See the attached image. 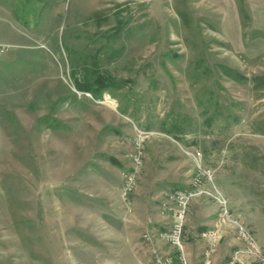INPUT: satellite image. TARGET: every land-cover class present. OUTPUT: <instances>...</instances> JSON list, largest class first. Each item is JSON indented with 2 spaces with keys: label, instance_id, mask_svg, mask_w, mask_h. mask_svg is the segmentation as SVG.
Masks as SVG:
<instances>
[{
  "label": "rangeland",
  "instance_id": "374dc122",
  "mask_svg": "<svg viewBox=\"0 0 264 264\" xmlns=\"http://www.w3.org/2000/svg\"><path fill=\"white\" fill-rule=\"evenodd\" d=\"M0 43V264L178 259L169 195L214 185L264 249V0H0ZM196 199L226 220L190 199L204 264L222 236L193 233Z\"/></svg>",
  "mask_w": 264,
  "mask_h": 264
},
{
  "label": "built area",
  "instance_id": "2783aa9c",
  "mask_svg": "<svg viewBox=\"0 0 264 264\" xmlns=\"http://www.w3.org/2000/svg\"><path fill=\"white\" fill-rule=\"evenodd\" d=\"M10 45L0 43V54L4 53ZM141 149V146H139ZM194 158L197 160V168H198V178L197 181L200 183L202 178H206L207 180L213 182V175L211 170L203 167L201 162L202 153L200 151L193 153ZM135 162L137 164L142 163V151L135 156ZM134 175L128 176L125 182V191L128 193L133 185H134ZM201 193H208L210 196L214 197L215 200L219 203L223 220L225 219L228 222L233 223L238 230L240 231V235L246 241V249L244 250L246 254L254 255L258 259H260L261 263L264 264V249L260 246L255 236L251 233V231L245 227L237 218H235L231 212L229 207V201L227 198L223 196V194L218 190V187L214 185L213 191L206 192L205 190H201L199 187L193 188L191 191H187L184 189H175L170 193V199H172L176 204L175 216L172 226L168 233H166V239L171 244L173 248L178 250V259H175L171 256L161 255L155 253L157 264H188L185 257L184 245H183V231H184V222L187 215V209L189 201L192 197L199 195ZM147 239H149V235H147ZM178 260V261H177ZM230 264H235V261Z\"/></svg>",
  "mask_w": 264,
  "mask_h": 264
},
{
  "label": "crops",
  "instance_id": "0c3cea01",
  "mask_svg": "<svg viewBox=\"0 0 264 264\" xmlns=\"http://www.w3.org/2000/svg\"><path fill=\"white\" fill-rule=\"evenodd\" d=\"M198 201L199 200L196 199V202L192 203L191 205L192 207L194 206L195 208H197L194 214L196 216V218L193 219L194 223L193 221H191V216L189 218V223H193L192 224L193 233L195 235L197 234L200 235L205 230L207 231L211 229H218L219 233L222 236L221 241H219L221 245L218 244L216 249L213 250L212 253L208 255L206 254V256L204 257V260L206 258V261H204L205 262L204 264H225L223 258L226 260V256H231L236 264L237 262L238 264H241V262L242 264H246L245 262L241 260V253H242L241 248L243 249L244 243L241 242V239L236 234V228H235L236 226L233 223H230L228 221H224L223 223L220 220V217L219 219H216L212 213H209V214L205 213L203 206L200 203H197ZM235 215L241 216L240 213H236ZM193 241L194 240L191 241L192 244L188 246V250H187L188 251V260H187L188 264H198V261H196L194 257V253H195L194 251H195L196 244ZM197 241H201V238H199ZM203 245L206 247L207 243L204 241ZM205 253H207V251Z\"/></svg>",
  "mask_w": 264,
  "mask_h": 264
},
{
  "label": "trees",
  "instance_id": "16d2710c",
  "mask_svg": "<svg viewBox=\"0 0 264 264\" xmlns=\"http://www.w3.org/2000/svg\"><path fill=\"white\" fill-rule=\"evenodd\" d=\"M97 81L99 82L98 84H99V87H97V88H91V87H88L86 84H79V86H80V88H81V90H83V91H89V92H94V96L96 97V98H98L101 94H102V89L103 88H105V87H107V82H109V80L108 81H106L105 80V76H103V75H99V77L97 78ZM111 83H112V81H111Z\"/></svg>",
  "mask_w": 264,
  "mask_h": 264
}]
</instances>
